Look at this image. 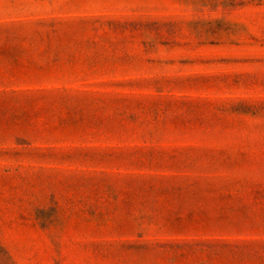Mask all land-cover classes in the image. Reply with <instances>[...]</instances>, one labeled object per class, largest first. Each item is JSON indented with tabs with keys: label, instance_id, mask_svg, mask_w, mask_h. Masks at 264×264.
Instances as JSON below:
<instances>
[{
	"label": "rangeland",
	"instance_id": "obj_1",
	"mask_svg": "<svg viewBox=\"0 0 264 264\" xmlns=\"http://www.w3.org/2000/svg\"><path fill=\"white\" fill-rule=\"evenodd\" d=\"M0 264H264V0H0Z\"/></svg>",
	"mask_w": 264,
	"mask_h": 264
}]
</instances>
